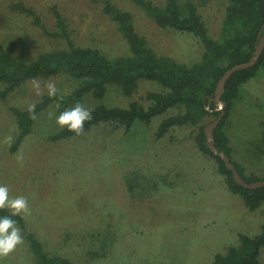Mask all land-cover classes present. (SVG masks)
<instances>
[{
  "label": "rangeland",
  "instance_id": "1",
  "mask_svg": "<svg viewBox=\"0 0 264 264\" xmlns=\"http://www.w3.org/2000/svg\"><path fill=\"white\" fill-rule=\"evenodd\" d=\"M145 1L160 8L168 4ZM176 2L183 17L195 6L209 36L223 39L227 0ZM16 3L33 9L36 16L15 10ZM108 5L130 13L136 32L158 55L188 65L201 61L205 46L198 37L160 27L136 0H0V44L28 62L65 48L64 39L36 25L38 17L47 31L60 33L56 7L77 46L96 48L109 58L131 56L129 42L105 11ZM49 83L61 95L77 86L67 75L38 77L0 101V184L9 188L10 198L27 199L29 213L19 215L47 254L64 256L73 264H212L217 254L241 244V234H261L264 205L250 211L230 191L216 161L197 148L194 128L177 127L156 139L162 119L175 110L150 125L137 123L128 133L107 125L53 143L49 137L62 129L56 123L60 103L54 102L36 117L33 132L11 154L18 134L11 108H30L48 94ZM161 90L157 83L141 81L128 97L111 87L103 102L126 108L135 100L148 106L146 93ZM242 92L228 119L233 160L247 176L263 179L264 69ZM99 102L89 95L79 104L91 110ZM260 260L264 264V249ZM36 263L24 238L0 257V264Z\"/></svg>",
  "mask_w": 264,
  "mask_h": 264
},
{
  "label": "trees",
  "instance_id": "2",
  "mask_svg": "<svg viewBox=\"0 0 264 264\" xmlns=\"http://www.w3.org/2000/svg\"><path fill=\"white\" fill-rule=\"evenodd\" d=\"M136 1L147 13L149 12L160 27L173 28L198 37L205 46L201 61L188 65L158 55L149 47L146 38L136 32L132 15L113 5H108L105 11L129 42L131 56L109 58L96 48L77 46L68 30L66 19L54 7L61 32L54 34L47 31L38 17L36 25L47 35L64 39L66 47L56 48L28 62L24 57L16 56L0 44V101H5L11 93L38 77L67 75L77 86L66 95L59 93L55 96L44 95L42 100L34 104L32 112L29 108H11L18 128V134L10 149L11 154L17 153L26 137L33 132L36 117L54 102L60 103L63 112L70 105L79 104L89 95L102 101L90 110L92 119L85 122L81 134L77 135L63 128L49 137V141L53 143L77 138L107 125L123 128L128 133L137 123L150 125L155 118L175 110L177 113L162 119L156 132V139H163L177 127L194 128L195 144L199 151L216 161L217 172L224 177L230 191L239 195L250 211H257L264 205V188L248 190L234 182L232 171L226 167L219 155L208 148L205 128L213 123L211 117L217 119L220 115V112L216 111V104L214 102L210 104L220 79L235 65L246 63L255 55L256 45L260 42L259 35H264V0H227L221 40L209 36L202 16L193 5L189 6V14L183 17L176 0H168L167 8L156 7L150 1ZM12 8L36 16L35 11L23 3L12 4ZM262 69L264 51L255 66L235 73L227 82L222 97V101L226 103L224 109L226 115L214 132L216 147L231 158L247 183L264 178L247 176L244 167L234 162V151L227 135L228 119L235 103L242 99V86L254 79ZM141 81L157 83L162 87L161 91L146 93L148 106L135 100L126 108L108 106L103 102L111 87H115L125 96L132 97ZM207 106L213 111L210 112ZM4 215L12 216L17 221L21 234L36 259V264H73L64 256L47 254L41 239L27 229L25 219L21 215L13 216L8 208L0 209V216ZM240 242L239 246L230 247L225 254H217L212 264H262L260 256L264 249V224L260 235L241 234ZM94 254L91 256L95 257Z\"/></svg>",
  "mask_w": 264,
  "mask_h": 264
},
{
  "label": "clouds",
  "instance_id": "3",
  "mask_svg": "<svg viewBox=\"0 0 264 264\" xmlns=\"http://www.w3.org/2000/svg\"><path fill=\"white\" fill-rule=\"evenodd\" d=\"M47 87L49 96H55V84L49 83ZM34 108L35 106L32 105L29 111L32 112ZM91 119L92 115L90 110L81 104H76L74 107L56 116V123L60 128H66L69 132L79 135L84 131L85 122ZM4 208L10 209L13 216L21 213H29L27 199L23 196L10 198L9 188L4 184H0V209ZM22 243L23 236L21 229L17 225V221L9 215L0 216V257L7 256Z\"/></svg>",
  "mask_w": 264,
  "mask_h": 264
},
{
  "label": "water",
  "instance_id": "4",
  "mask_svg": "<svg viewBox=\"0 0 264 264\" xmlns=\"http://www.w3.org/2000/svg\"><path fill=\"white\" fill-rule=\"evenodd\" d=\"M259 36H260V42L256 45L255 55L250 59V61L243 63V64L235 65L233 68H231L229 71H227L223 75V77L220 79V81L218 82L217 87H216L215 96H214V98H212L210 100V104L213 102L216 104V107H217L216 111L220 112V115L217 117V119L213 123H211L210 125H208L205 128V134L207 137L208 148L214 154L219 155L222 158V160L224 161L226 167L230 171H232L234 182L236 184L244 187L245 189H248V190H258V189L264 188V180L256 181L253 183H247L244 180V178L239 174L237 168L232 163L231 158L228 157L224 152H220L218 150V148L216 147L214 132H215L216 128L220 125V123L222 122L223 118L226 115V112L224 110L226 107V103L224 101H222V97L225 93V88H226L227 82L231 79V77L235 73L240 72V71L249 70L250 68L255 66L263 54V51H264V35L262 36L260 34ZM206 108L210 112L213 111L210 109V106H207Z\"/></svg>",
  "mask_w": 264,
  "mask_h": 264
}]
</instances>
